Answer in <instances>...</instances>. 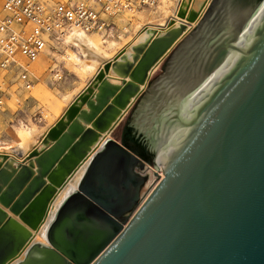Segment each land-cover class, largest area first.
Masks as SVG:
<instances>
[{
    "label": "water",
    "instance_id": "95a60500",
    "mask_svg": "<svg viewBox=\"0 0 264 264\" xmlns=\"http://www.w3.org/2000/svg\"><path fill=\"white\" fill-rule=\"evenodd\" d=\"M192 2L109 63L41 148L0 154V264H264V0Z\"/></svg>",
    "mask_w": 264,
    "mask_h": 264
},
{
    "label": "built area",
    "instance_id": "2783aa9c",
    "mask_svg": "<svg viewBox=\"0 0 264 264\" xmlns=\"http://www.w3.org/2000/svg\"><path fill=\"white\" fill-rule=\"evenodd\" d=\"M153 2L0 0V111L11 98V90L20 100L24 93L33 88L36 78L29 65L48 50H60L69 31L109 34L119 29L116 19L123 13L134 14ZM59 80L61 78L54 75L53 81ZM29 100L30 95H27L23 101ZM19 103V112H23V104ZM156 171L158 176L150 177V190L164 177Z\"/></svg>",
    "mask_w": 264,
    "mask_h": 264
},
{
    "label": "bare ground",
    "instance_id": "6f19581e",
    "mask_svg": "<svg viewBox=\"0 0 264 264\" xmlns=\"http://www.w3.org/2000/svg\"><path fill=\"white\" fill-rule=\"evenodd\" d=\"M159 1L160 0H154V2L150 6L147 7V9L157 7V5L159 4ZM182 1L183 0H180L178 2H177V0L175 1V2H177L176 9H175V18L171 19V20L175 21V25H178L180 22V19L177 17V10H178V7ZM203 1L204 0H193L191 6L193 8H195L196 10H198ZM185 2H187V0H185ZM173 5H174V0H163L162 6L160 8L161 15L163 17L170 16L173 13L172 12ZM207 5H208V3L204 7L203 11L207 7ZM139 12H141V11H139ZM160 13L158 12V14H160ZM171 20L169 22H171ZM141 25H137V27H136V32H138L137 33L138 36H137L135 42L130 44V46L123 48L114 58H111V56H112V51L117 46L116 41H110L109 43H105L102 40H94L93 38L97 39V38H102V37H99V36L94 37V35L82 32L80 30H71L66 34L63 42L60 45V49L65 48L63 56L67 59V61L68 60L72 61L73 65H75L74 72L80 78L92 77V80L83 89V91L89 86V84L93 81V79L106 68V66L109 63L113 62V60L121 52H123L125 50L130 51L132 45L144 40V38L147 36L146 29H154V30H158V31L163 29V28L157 29V28H150V27H146V28L141 29L142 28ZM167 25H166V27H167ZM166 27H164V28H166ZM126 30L127 29H125V31ZM89 35L93 38H91ZM102 39H104V38H102ZM69 45L76 49V50L72 49L75 53H73V54L69 53L68 48H67V46L70 47ZM55 52H60V51L57 50ZM98 68H99V70H98ZM110 74L113 75V72L110 71ZM54 75L57 78H61V79L63 77L60 74V72H58V69H55V73L53 74V77H54ZM82 92L80 94H82ZM76 93L77 92L69 93L66 96H64L61 100H58L55 103L54 109H55L56 113L60 116V118L55 123L49 117L50 115H47L46 120L48 119V123H46L42 127V129H39L38 127H23L21 130H18L15 143H12V144L3 143V142L0 143V154H5V155H8V156L14 158L17 161H22L23 158H25L31 150H33L34 148H41L42 147V140H43L44 136L61 119V117L65 114L67 109L80 96V94H78L76 96ZM12 95H15L13 93V90H11V96ZM73 98H74V100H73ZM41 119L42 118H39L40 122H41ZM42 120L45 121V117H43ZM47 128H49V129L45 132V134L39 140V144L37 146H34L37 143V139L39 138V136H41L44 129H47ZM109 136L111 137L112 135L110 134ZM88 163H89V161L85 162L78 169V171L69 180V182L66 184V186L55 197L53 203L51 204L49 214H48L45 222L43 223V225L41 226V228L38 232H34L33 243H35V242H39L42 244L48 243L47 239H46V230H47L51 220L54 218V216H55L57 210L59 209L60 205L65 200V198L73 190H75L77 188L78 183H79L80 179L82 178V176H83V174H84V172L88 166ZM23 258H24V254H22L20 257L15 259L10 264H17Z\"/></svg>",
    "mask_w": 264,
    "mask_h": 264
},
{
    "label": "rangeland",
    "instance_id": "374dc122",
    "mask_svg": "<svg viewBox=\"0 0 264 264\" xmlns=\"http://www.w3.org/2000/svg\"><path fill=\"white\" fill-rule=\"evenodd\" d=\"M162 1L163 0H160L155 8H149L148 10L147 8H143L140 10L141 12H136L134 14L128 12L123 13L122 16L116 19L119 29L114 32H110L109 34L89 33L94 35V37L99 36L104 39H95L89 36L94 40H102L105 43L116 41L117 46L120 48L127 40L129 41L131 39V35L136 32L137 25H143L147 21V15L156 14V11L162 6ZM144 16H146V18ZM166 19L167 18H163L161 21L164 22ZM124 28L127 30L125 31ZM67 48L71 49V51L72 49L76 50L71 46H67ZM64 49L65 48L60 49V52L48 50L47 52L50 53V55H48L49 57L43 54L29 65V69L36 78L35 84L20 100L16 95H12L0 111V143H15L17 132L23 127H42L48 122V119L46 120L47 115H50L49 117L51 119L57 116L54 109L55 103L61 100L62 96L68 92H79L81 87L90 79L89 77L80 78L73 71L75 65H73L72 61H67L63 56ZM70 54L73 53L71 52ZM42 58H44L45 61H42ZM55 69H58V72L63 76L59 81H53ZM27 95H30V100L27 102L23 101ZM19 101L23 104V112H19ZM43 117H45L46 121L42 120ZM39 118H42L41 122Z\"/></svg>",
    "mask_w": 264,
    "mask_h": 264
},
{
    "label": "crops",
    "instance_id": "0c3cea01",
    "mask_svg": "<svg viewBox=\"0 0 264 264\" xmlns=\"http://www.w3.org/2000/svg\"><path fill=\"white\" fill-rule=\"evenodd\" d=\"M176 0H174V5H173V7H172V14L170 15V16H168V17H163L162 15H161V13H160V8L158 9V11H156V14L155 15H147V18H146V16H144L145 18H146V22L143 24V25H141V29H143V28H146V27H150V28H157V29H161V28H164V27H166V25L169 23V21L172 19V18H175V9H176V4H177V2L178 1H180V0H177V2H175ZM148 10V9H147ZM158 12L160 13V14H158ZM142 14V13H141ZM163 18H167L164 22H162L161 20L163 19ZM190 26H193V25H190ZM138 32H134V34L133 35H131V39L128 41H126V43L125 44H123L120 48H119V46H117L116 48H114V50L112 51V56H111V58H114L123 48H125V47H128V46H130V44H132V43H134L135 42V40H136V38H137V36H138V34H137ZM114 40H116V39H114ZM118 44H119V42H118ZM68 51L71 53H75L73 50L71 51V49H68ZM47 56L48 55H50V53H48V52H46L45 53ZM49 57V56H48ZM43 60L42 61H45V59L44 58H42ZM160 67V66H159ZM100 68V67H99ZM99 68H98V70H99ZM157 69V68H156ZM97 70V71H98ZM158 70V69H157ZM156 70V71H157ZM74 71V70H73ZM90 79L87 81V83H85V85H83L82 87H81V89L79 90V92L78 91H73V92H77L76 93V96L78 95V94H80L82 91H83V89L88 85V83L92 80V77H89ZM69 93H72V92H68V93H66L65 95H63L62 96V98L64 97V96H66L67 94H69ZM75 96V97H76ZM74 97V98H75ZM74 98H73V100H74ZM60 118V116L57 114V116H55L52 120L54 121V123H55V121L57 120V119H59ZM126 120H127V116H125L124 118H123V120H122V122H121V124L117 127V129L113 132V134H112V137L118 142L119 141V137H120V135H121V132H122V130H123V127H124V124H125V122H126ZM46 121V120H45ZM46 123H48V122H46ZM45 123V124H46ZM53 123V124H54ZM44 124V125H45ZM52 124V125H53ZM43 125V126H44ZM51 125V126H52ZM42 126V127H43ZM50 126V127H51ZM39 129H42V127L41 126H37ZM49 127V128H50ZM49 128H47V129H44V131L42 132V134H41V136H39V138L37 139V143L34 145V146H37L38 144H39V140L42 138V136L45 134V132L49 129ZM33 146V147H34ZM32 149V148H31ZM30 149V150H31ZM15 156V155H14ZM139 172L140 173H142V171H140L139 170Z\"/></svg>",
    "mask_w": 264,
    "mask_h": 264
}]
</instances>
